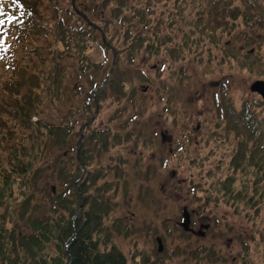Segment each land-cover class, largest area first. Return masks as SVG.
Segmentation results:
<instances>
[{
    "label": "trees",
    "instance_id": "1",
    "mask_svg": "<svg viewBox=\"0 0 264 264\" xmlns=\"http://www.w3.org/2000/svg\"><path fill=\"white\" fill-rule=\"evenodd\" d=\"M99 1H102L101 20L109 11V18L100 28L105 39L103 43L100 35V45L112 55L113 50L116 52L115 66L111 69V56L102 89L113 82L122 84L118 67L120 53L130 61L143 53L159 56L163 50L172 58H179L178 53L188 48L197 59L208 53L211 63L215 61L217 65L233 62L232 66L237 64L239 69L250 71L257 64L264 65V0ZM84 2L82 6L90 12V5ZM0 8L4 12L0 19L5 20L0 28V151L5 148L10 151H5L7 164L0 162V264H167L161 258L129 255L115 242L116 234L123 233L122 223L120 220L108 223L114 204L109 195L111 184L102 177L114 171L113 192L122 183L123 168L119 169L120 163L115 168L112 164L111 168L94 162L96 153L106 151L110 144L108 133L105 139H97L101 130L83 135L84 144L77 155L71 120L50 127L41 118L37 122L31 120L44 98L54 99L58 95L63 74L60 61L65 55L77 62V76L88 77L92 69H100L91 63L87 54L90 43L97 42L92 33L95 30L80 17L83 26L71 23L75 13L60 8L53 0H0ZM47 10L54 14L60 11L54 15L56 24L46 16ZM10 17L12 22L8 23ZM115 24L120 25L121 31L108 39L107 32H114L110 28ZM239 26L245 29L239 32ZM134 27L141 30L133 31ZM232 34L245 44L239 49H252L240 56L234 48L225 57H219L215 50L222 45L231 47V39L223 44L222 41ZM114 37L120 42L119 50L112 47ZM259 73L262 74L260 69ZM229 83L223 82L222 93L227 91L225 86ZM113 90L118 97H126L123 84L114 86ZM224 102L217 106L216 121L218 127L227 130L230 142H233L231 135L237 137V142L233 143L235 152L229 157L231 170L224 181L218 179L217 192L223 191L225 202L240 203L247 198L245 206L248 207L256 200H264V101L253 93L240 101L238 109L233 99L224 98ZM17 130L21 140L14 137ZM115 136L119 141V133ZM47 139L66 148L73 143L75 152L69 160L65 153L59 155L58 168L50 172L57 177L60 190L56 191V186L45 188L42 202L37 198V190L44 166L39 163L41 158L36 157L45 151L39 141ZM80 169H84L83 174L77 175ZM237 173L243 183L242 190L235 193ZM4 207L8 210L2 212ZM255 219H252L254 223ZM247 253L250 255L249 250Z\"/></svg>",
    "mask_w": 264,
    "mask_h": 264
},
{
    "label": "rangeland",
    "instance_id": "2",
    "mask_svg": "<svg viewBox=\"0 0 264 264\" xmlns=\"http://www.w3.org/2000/svg\"><path fill=\"white\" fill-rule=\"evenodd\" d=\"M71 1L53 0L55 5L74 14ZM84 1L90 5V12L94 11L93 14L87 10L84 15L97 28L103 27L109 11L104 20L99 18L102 1L75 0L77 11L83 12ZM56 14L51 10L46 12L55 24L58 21ZM70 21L83 26L76 14ZM112 26L114 28L110 29L114 32H107L108 39L121 31L119 24ZM244 29V26L238 27L239 32ZM132 30L141 29L134 27ZM87 32L91 33L90 30ZM92 33L97 42L90 43L87 54L91 63L100 69H92L88 77L85 74L77 76V62L65 55L60 61L63 74L57 88L58 95L54 99L44 98L31 120L37 122L41 118L49 127L71 120L74 123L72 140L79 150L85 135L101 130L97 139H105L108 133L110 144L106 151L96 153L94 162L109 167L113 164V168L120 163L119 169L123 168L122 183L113 192L115 183L111 182V177H114V171L113 176L110 171L102 177L103 181L111 184L109 195L114 204L108 223L111 225L119 220L122 223L123 233L115 237L117 246L129 255L138 253L142 258H161L167 264H264V200L261 198L246 207L247 198L240 203L225 202L223 191L217 192L218 179L224 181L231 170L229 157L235 152L233 143L237 142V137L231 135L233 142H230L227 130L218 127L216 121L217 106L225 104L224 98L233 99L238 109L240 101L253 94L249 90L250 84L264 81V65L257 64L252 71L239 69L235 61L236 67L231 65L233 62L217 65L215 61L211 63L208 53L199 55L197 59L188 48L178 53L179 58H172L163 50L159 56L143 53L130 61L120 53L119 77L127 93L121 98L113 89L122 84L113 82L110 83L115 84L113 89L110 84L102 89L110 57L113 59L115 54L116 61V52L113 50L112 55L111 51H104L99 32L95 29ZM228 39H231L232 46L217 48L215 53L219 57H225L234 48L240 56L252 49H239L245 44L235 34L225 38L222 44ZM112 42V47L121 48L117 38L114 37ZM206 57L210 59L207 61ZM115 61L113 66L111 63V69ZM258 69L262 74H257ZM225 81L230 83L225 86L227 91L222 93ZM83 108L84 112L81 111ZM17 132L14 137L21 140L20 130ZM117 133L119 141L114 137ZM46 142L39 141L40 148L45 151L36 157L41 158L39 163L44 166L37 190V198L42 202L45 188L56 186V191L60 190L57 177L50 172V169L58 168L59 155L65 153L69 160L75 152L73 143L72 147L66 148L55 145L53 140ZM89 148L92 150L93 146ZM8 149L0 151L2 164H7L5 151L10 152ZM83 171L78 170L77 175ZM238 176L234 184L235 193L242 190L243 178ZM183 208L189 212L191 227L195 232L204 231V236L183 231L180 226ZM254 217L256 223L252 221ZM6 224L11 227L9 219ZM206 224L208 228H203ZM156 237L161 238L160 252Z\"/></svg>",
    "mask_w": 264,
    "mask_h": 264
},
{
    "label": "water",
    "instance_id": "3",
    "mask_svg": "<svg viewBox=\"0 0 264 264\" xmlns=\"http://www.w3.org/2000/svg\"><path fill=\"white\" fill-rule=\"evenodd\" d=\"M74 2H75V0H72V6H74ZM80 15H82V14H80ZM82 17L88 25L92 26V24L87 20V18L85 16L82 15ZM96 29L100 32L102 41H103V43H105L103 33L101 32V30L99 28H96ZM114 59H115V54H114L112 66L114 65ZM250 90L252 92L259 94L261 96V98L264 100V81L257 80L255 82H253L252 84H250ZM96 109H97V107H96ZM78 152H79V149H77V155H78ZM180 226L184 231L196 234L195 230L190 225L189 212L187 211V208H183V215H182V221L180 222ZM203 228H208V224L204 225ZM197 235L204 236V233H202V234L198 233ZM156 241L158 244V250L161 251L162 250L161 238L156 237Z\"/></svg>",
    "mask_w": 264,
    "mask_h": 264
},
{
    "label": "snow or ice",
    "instance_id": "4",
    "mask_svg": "<svg viewBox=\"0 0 264 264\" xmlns=\"http://www.w3.org/2000/svg\"><path fill=\"white\" fill-rule=\"evenodd\" d=\"M3 15H4L3 9L0 8V16H3ZM11 22H12V18L10 17L8 20V23H11ZM4 24H5V20L0 19V28H3Z\"/></svg>",
    "mask_w": 264,
    "mask_h": 264
},
{
    "label": "flooded vegetation",
    "instance_id": "5",
    "mask_svg": "<svg viewBox=\"0 0 264 264\" xmlns=\"http://www.w3.org/2000/svg\"><path fill=\"white\" fill-rule=\"evenodd\" d=\"M81 9L83 10V12H82V11H80V10L78 9L79 11H77V13H78V14H83V15H84V12H85V11H87V10H86L87 8H86V7H84V6H82V8H81ZM86 16H87V15H86ZM198 233H199V234H202V233H204V231H202V230H201V231H199V230H198V231L196 232V235H197ZM197 236H199V235H197Z\"/></svg>",
    "mask_w": 264,
    "mask_h": 264
}]
</instances>
